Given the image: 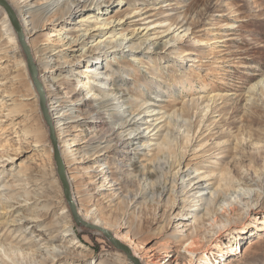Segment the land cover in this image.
<instances>
[{
    "label": "rangeland",
    "instance_id": "rangeland-1",
    "mask_svg": "<svg viewBox=\"0 0 264 264\" xmlns=\"http://www.w3.org/2000/svg\"><path fill=\"white\" fill-rule=\"evenodd\" d=\"M100 2L97 10L105 14L101 19L110 22L106 31L115 34V39L124 36L127 41L142 46L105 56L107 59L103 57L99 72L110 77L109 85L115 92L119 90L117 98L147 101L145 108L154 109L155 114L146 115L164 118L155 124L151 133H147L148 125L140 121L139 130L131 136L126 133L119 139L107 135L97 154L81 159V154L73 152L76 162L69 164L71 174L78 188L92 197L91 202L85 201V207L96 208L95 213L110 222L112 227L105 230L114 238L126 237L120 242L136 254L133 256L141 264H264V0ZM85 11L76 14L73 22L84 17ZM72 25L61 21L57 27L46 31L53 42L47 56L56 57L59 50L67 48L58 42L57 35L68 33ZM63 28L66 29L62 31ZM185 28H189L186 33ZM213 38L225 42L218 43L211 52L209 47L199 45ZM7 39L0 31V244L30 250L27 259L0 254V264L39 261L45 257L42 249L49 239L66 251L54 264H131L100 233L77 225L72 219L56 173L53 146L39 108V97L35 102L31 94L35 88L28 71L22 68L23 63L26 66L25 57L18 41L13 45ZM42 39L39 32L31 35V42H41L35 49L44 47ZM186 52L193 53V61L182 57ZM65 53L68 54L60 57L58 63L70 61L69 66L59 67L58 63L51 62L46 70L36 68L37 78L45 75L50 80L57 72V80L62 84L63 76H67L60 93L78 85L73 97L81 111L77 114L88 120L87 131L99 132L100 137L109 115L121 116L122 111L107 108L98 111L96 103L82 96L83 88L94 85L84 77L85 65L76 66L81 52L67 49ZM120 101L113 103L117 106ZM45 107L47 112L46 101ZM169 117H180L178 121L184 119L191 123L193 140L188 148L182 137L177 148L168 142L159 150L137 145V151H133L131 139L142 135H145L144 140L161 143ZM84 120L77 119V122ZM40 125L43 129L37 133L42 143L36 147L29 132ZM68 134L71 136L64 138L66 145L80 132L75 129ZM80 136L71 151L85 146L83 142L87 137L84 133ZM55 139L59 150L63 143ZM176 153L184 158L180 167L176 165L171 169V174L178 172L185 177L177 181L175 193L169 192L171 185L167 181L166 192L153 205L143 201L139 220L147 218L148 221L141 224L140 233L130 238L126 229H122L116 236L114 224L123 215L124 208L113 207L116 201L112 191L121 188L134 194L143 182L139 183L138 178L130 181L129 174H143L158 160L162 164L173 162ZM97 155H100V164L106 163L105 166L93 165ZM88 167L93 168L87 174ZM99 170L112 175L113 186L97 188L98 181L90 175ZM169 177L167 175L166 179ZM164 180L165 174L159 173L156 181L162 184ZM192 181L197 183L198 189L192 187L194 184L188 187ZM253 183V188L261 189L263 195L247 217L242 216L237 205H223L217 213L205 210L206 216L202 218L203 207L197 212L195 207H189L196 203L183 202L198 191L203 192L193 196L196 201L201 197L210 199L215 191L217 197L226 196L227 204L236 185L249 188ZM187 192L190 194L185 195ZM205 207L211 209L210 205ZM154 214L156 219L152 220ZM210 216L214 223L207 220ZM16 219L23 221L13 223ZM225 220L229 222L226 226ZM22 226L24 229L19 231L18 227ZM188 243H191L189 248Z\"/></svg>",
    "mask_w": 264,
    "mask_h": 264
},
{
    "label": "bare ground",
    "instance_id": "bare-ground-1",
    "mask_svg": "<svg viewBox=\"0 0 264 264\" xmlns=\"http://www.w3.org/2000/svg\"><path fill=\"white\" fill-rule=\"evenodd\" d=\"M6 4L10 7L12 12L14 13L17 22L21 28L24 40L26 45L30 49V53L33 58V62L36 68H40V70H46L49 68V65L51 62L58 63L60 60V57H66L68 53L63 54L64 50H77V52H81L78 59L75 61L76 66L79 64L85 65V69L83 71L84 77L89 78L90 80L88 82H92L94 86H88L83 88L81 92H83L82 96L84 98H88L91 102L96 103L97 110H102L104 108H107L109 111H113L114 109H117V111H122L121 116L118 114H110L107 120L105 121V131H102V134H100V137H98L99 132H96L95 134H91L93 131H87V124L88 120L80 118L81 115H78L77 113L81 114V111H79V108L76 107V102L73 100L74 94L76 92V89L78 88V85H75V89H65L67 92L60 93L61 91V85L67 83V76H63V83L61 84V81L57 80V72L54 70H51V72H56L55 76L51 77L50 80H47L45 75L38 76V80L41 81V87L43 90V94L45 96V101L47 104V115L51 122V128L53 130L55 138L57 140H61L63 145L58 150L60 159L62 161V164H66L65 168V174L67 175V185L71 193V199L72 203L74 204V207L76 211L78 212L79 219L83 221V223H91L92 227L95 229L97 228H103L107 229L112 227L109 221H105L102 219L101 215L96 214V208L95 210H90L89 208H86L85 201L91 202L92 197H90L87 193L84 191H81L75 182V177L71 174V169L69 168L71 165H69L72 162H76L75 157H73L74 154H81V159L88 157L91 153H99L100 152V146L103 143L102 141L106 139L107 135H109V138H123V135L127 133V136H131L133 132H136L139 130L140 126L138 125V122H142L145 125H148L147 133H151L156 127L155 124L164 118L159 117L157 118L155 115H146L147 113H153L155 114V110H149L150 108H145V105L147 104V101L144 100H135V102H131L130 97H119L116 96L119 94V90L115 92L116 90L112 89L111 85H109V76H104L102 73L99 72V65L101 66L103 63V57L105 56H114L113 54L119 55L120 52H123L125 49L128 50H135L141 48V43H134L131 41H127L124 36H120L115 39V34L107 32V28L110 25V22L104 21V19H101V17H104L105 14L98 9L99 4L101 3L100 0H4ZM2 8V7H1ZM90 8H96L91 11ZM3 9V8H2ZM86 15L80 20H77V22H73V17L76 14H79V12L84 11ZM28 15L27 18L24 17V14ZM7 13L5 9H3V12L0 13V23L1 28L0 31L3 32V35L7 36V42H13V45H16L17 35L10 23V21L7 19ZM61 21H66L67 24L73 23L74 25L71 26V28L68 29V33H63L57 35L58 42L62 45L66 46V49L59 50L56 57L47 56L48 53L51 52V44L53 42L49 39V34L46 32L47 30H50L52 27H57V24ZM10 23V24H9ZM92 25H88V24ZM86 25V27H85ZM51 26V27H50ZM184 27L181 26L180 28ZM66 28H63L62 31H64ZM189 28H185L184 32H188ZM39 32L42 34V44L44 47H37L38 43L36 41H30V37L32 34ZM45 32V33H44ZM95 32H99L96 35ZM135 32L133 31L132 34ZM66 41V42H65ZM225 40L223 39H208L200 42V46L209 47V52H211L218 43H223ZM197 43V42H196ZM90 46V47H88ZM86 47V49L84 48ZM88 47V49H87ZM164 47H166V44H164ZM171 49L170 51H172ZM97 52V53H95ZM96 54V55H95ZM192 52H186L182 55V57H188L189 61L192 60ZM95 55L96 57L93 59L92 56ZM179 55V53H177ZM213 55L211 54V57ZM135 57V56H134ZM180 57V56H179ZM181 58V57H180ZM215 59V57H213ZM212 58V59H213ZM107 59V58H105ZM213 61V60H212ZM198 62V61H194ZM215 62V61H213ZM223 63V61H220V63ZM72 62L70 61H64L58 63L60 66H65L66 64L69 66ZM22 67V66H21ZM79 67V66H78ZM23 69H26L25 63H23ZM64 68V67H61ZM222 68V67H221ZM77 69V68H76ZM27 70V69H26ZM77 71V70H76ZM74 71V72H76ZM69 74V71H67ZM81 87H84L82 85ZM34 88V87H33ZM108 89V90H107ZM118 89V88H117ZM31 94L34 95V98L37 101L36 91L34 89L31 90ZM121 100L119 105L115 106L113 102ZM15 101V100H14ZM210 101V100H209ZM77 119L84 120L83 123L77 122ZM180 117L176 118H167L166 122V130L163 135V140L161 143H154V139L151 140H144L145 135H142L138 139H131L132 145H134L133 151H137V145H140L141 147H155L156 149H162L165 144L170 142V144H174V146H178V142L183 137L184 144L186 145V148H188V145L192 142L193 136L190 134V128L191 123L189 120H180ZM43 129L42 125L40 127L33 129V131L29 132L32 133V138L35 141V146L42 143L40 140V135L37 133L39 130ZM77 130L80 132L79 135L73 136L71 142L69 145H66L67 141L64 140L67 136H71L68 134L71 130ZM152 129V130H151ZM49 131V130H48ZM100 131V130H99ZM85 134L87 139L83 142L85 146L83 148L79 147L75 149L74 151H71L70 148H73L78 144V141L80 139V135ZM88 133V134H87ZM152 138V137H149ZM141 140H144L141 144ZM135 141V142H134ZM106 142V141H105ZM149 143V144H147ZM69 146V147H68ZM39 147V146H38ZM50 153V151H49ZM164 154V152H162ZM175 154V153H174ZM100 155L96 156V160L93 163V165H98V167L105 166L106 163L100 164L98 158ZM72 159H70V158ZM183 156L181 153L177 154L174 157L173 162L166 161L163 164L160 162V160L154 162L152 166H150L147 170L143 172V174L140 175H134L129 174V180L133 181L138 178V182H143L142 186L139 188L138 191H136L134 194H130L128 190H121L118 189L117 191H112L113 197H115L116 204H114V208L117 210L122 206L124 208L123 215L119 217L115 224H114V234L116 236L120 235L118 232L119 230L126 229L127 236H130V238H134L137 233H140L141 224H146L148 219H143L142 221L139 220V214L143 212V201H147L148 204L153 205L154 201L157 200V198L161 197L166 192V183L169 181L170 189L169 192L171 194L175 193V188H177V181L181 180L183 181V176L181 173H174L171 174L172 168L177 166H181ZM70 159V160H69ZM69 162V163H68ZM69 165V166H67ZM93 167L86 168V173L88 170H92ZM159 173L165 174V180L161 184L159 181H156ZM88 174V173H87ZM91 174V173H90ZM170 175L168 179H166V176ZM88 176V175H87ZM92 179L98 181V189H101L107 185H112L111 183L115 182V179L112 178V175L108 171H94L92 172V175H90ZM197 179L200 180V177H197ZM249 182V181H248ZM130 183V182H128ZM183 182L181 183V185ZM194 184V182H189L188 187H191ZM113 186V185H112ZM197 183L194 184L192 187H196ZM255 187L254 183L252 184V187L246 188L240 187V185L235 186V191L232 193V195L229 197V203L225 204L226 196L223 198V195L221 197L215 196L216 192H212L210 195V199L200 198L196 201V198L193 197L197 193H202L203 191H198L191 195L188 199L184 198L183 202H188L189 204L196 203V205H191L189 207H195L196 211L198 212L201 207H203L202 212H204L203 217L206 216L205 210H213V212L217 213L223 205L232 206L237 205L238 208L241 211L242 216L247 217L250 215L254 207H256L259 203V199L263 195L261 193V189L258 188L254 189ZM199 186H197L196 189H198ZM181 190L183 188L180 187ZM101 195L103 193H100ZM190 193H185V195H189ZM87 196V198H86ZM112 197V196H110ZM264 198V196H263ZM225 199V200H224ZM261 203V202H260ZM123 204V205H121ZM210 205L211 209H207L205 206ZM263 204H260V206ZM96 205L95 207H97ZM264 207V206H263ZM142 208V211L140 210ZM259 208V207H258ZM183 210V209H182ZM143 214V213H142ZM195 219V217H193ZM156 219V215L154 214L152 217V220ZM212 220V223L215 222L214 218L210 216L207 220ZM22 219H16L13 221V223L21 222ZM142 222V223H141ZM224 225L226 226L229 222L228 220L223 221ZM58 224V223H56ZM200 224V223H199ZM186 226H189L188 224H185ZM201 225V224H200ZM223 225V226H224ZM24 229V226L18 227L19 231H22ZM190 230L192 231L191 227ZM98 232V231H96ZM99 233V232H98ZM122 236V235H121ZM116 238V237H115ZM126 237L116 238V240L119 241H125ZM188 242V239H186ZM186 242V243H187ZM39 245V244H38ZM37 245V246H38ZM186 247H191V243H188ZM29 250L27 249L23 251L20 248H14V247H7L4 244H0V254L5 256H21L22 258H26L29 256ZM43 253L45 254V257L40 259L39 261L35 260H28L24 262V264H54L57 258L60 256L66 254V251L61 250L58 246L54 244V240L49 239L47 240L46 246L42 249ZM123 254V253H122ZM132 255H135L133 253ZM139 261V260H138ZM140 263V262H139ZM141 264V263H140Z\"/></svg>",
    "mask_w": 264,
    "mask_h": 264
},
{
    "label": "water",
    "instance_id": "water-1",
    "mask_svg": "<svg viewBox=\"0 0 264 264\" xmlns=\"http://www.w3.org/2000/svg\"><path fill=\"white\" fill-rule=\"evenodd\" d=\"M0 6L3 9H5L7 16H8V19H9L16 35H17L18 43H19L20 48H21L23 55L25 57L26 69H27L29 77L32 81V85L38 94L39 108H40V111L42 113L43 120H44V122L47 125V128L49 130L48 131L49 140L53 146V161L55 163L56 173L58 175V179H59V182H60L61 188H62V193H63L64 199L68 205V208L70 210L72 219L74 220V222L77 225L85 226L89 229L94 230V228L92 226H87L85 223H83V221H81L79 219V216L76 212L74 204L72 203L71 193H70V190H69L68 185H67V177L65 175L64 165L62 164V161H61L59 153H58V149L56 146V139H55L53 130L51 128L50 119H49L47 112H46L45 98H44L43 90L41 87V83L39 82V80L37 78V70H36V67L34 65L33 58H32V55L30 53V49L25 43L21 28L17 22V19H16L14 13L10 9V7L6 4V2L4 0H0ZM95 230L98 231L116 250L123 253L126 256L127 260L131 264H140L138 259L132 255V252L129 249V247H127L126 245H124L120 241L116 240L108 230H105L103 228H97Z\"/></svg>",
    "mask_w": 264,
    "mask_h": 264
}]
</instances>
